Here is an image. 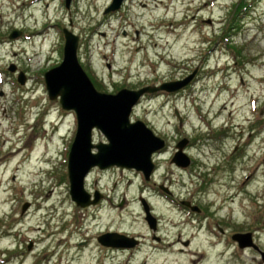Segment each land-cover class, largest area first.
<instances>
[{
  "label": "rangeland",
  "instance_id": "rangeland-1",
  "mask_svg": "<svg viewBox=\"0 0 264 264\" xmlns=\"http://www.w3.org/2000/svg\"><path fill=\"white\" fill-rule=\"evenodd\" d=\"M112 1L0 0V264H264L232 238L252 232L264 252V0H127L107 12ZM64 27L80 36V63L101 92L193 75L135 108L132 120L167 151L154 157L150 180L121 168L105 174L100 206L70 195L77 117L45 82L63 60ZM94 140L106 138L96 130ZM183 140L187 168L172 162ZM101 176L91 172V193ZM110 232L141 244L111 250L98 241Z\"/></svg>",
  "mask_w": 264,
  "mask_h": 264
},
{
  "label": "water",
  "instance_id": "water-1",
  "mask_svg": "<svg viewBox=\"0 0 264 264\" xmlns=\"http://www.w3.org/2000/svg\"><path fill=\"white\" fill-rule=\"evenodd\" d=\"M124 1L126 0H113L107 12L119 10ZM70 2L71 0H67L68 8ZM20 35L21 32L16 31L12 33L11 38ZM64 36L63 61L45 73V80L50 99L59 100L64 109L75 111L77 116V132L68 163L70 194L73 201L86 208L100 202L97 194L93 197L85 188V179L96 166L101 169L112 166L135 168L143 171L146 178L150 179L155 168L153 155L164 149L166 142L144 121L133 122V110L146 94L160 90L177 91L187 85L193 75L184 81L164 83L161 86L124 88L115 94L101 92L80 63V36L67 28L64 29ZM12 71H15V68H12ZM19 81L25 83L24 75ZM95 129L104 134L107 143H94ZM186 145L187 140L181 141L172 159V162L182 168L191 164L190 157L184 152ZM144 203L149 226L156 230L157 220L146 202ZM185 204L190 206L189 203ZM26 208L25 206L24 210ZM233 239L238 242L240 248L252 247L260 251L264 260V252L254 242L252 232L236 233ZM98 241L102 245L117 248H134L140 243L137 238L118 232L103 234L98 237Z\"/></svg>",
  "mask_w": 264,
  "mask_h": 264
},
{
  "label": "flooded vegetation",
  "instance_id": "flooded-vegetation-1",
  "mask_svg": "<svg viewBox=\"0 0 264 264\" xmlns=\"http://www.w3.org/2000/svg\"><path fill=\"white\" fill-rule=\"evenodd\" d=\"M64 28H65V27H64ZM64 28H63V29H64ZM172 92H176V91H167V90H163V91H162L163 94H171ZM94 137H95V134H94ZM100 142L105 143L106 141H100ZM100 142H95V140H94V143H95V144H99ZM68 150H69V147L67 148L66 151L68 152ZM94 151L96 152L97 150L95 149ZM166 151H167V147H165L164 149H162V150L156 152V153L153 155V159H154L155 156H157V155H161V154L165 153ZM68 156H69V153H68V155L66 154L67 161H68ZM157 166H158V165L155 163V170H154V173H155L156 170L158 169ZM115 168H121V169L130 170V171L137 172L138 174H141V175L144 176V174H143L142 172H139V171H137L136 169H127V168L119 167V166H113V167L105 168V169H101L99 166L94 167V168L91 170V172L98 170V171L102 174V176L100 177V179L96 182V187H95L94 191L92 192V196H93V197L97 194V196L100 198V202H99L97 205H95V206H100L101 204H103L102 201H103L104 199H107L108 196H107L104 192H102V189L99 188V185H101V180H102V178L104 177V175L107 174L110 170L115 169ZM154 173H153V175H154ZM153 175H152V176H153ZM89 176H90V175H89ZM89 176L87 177V180L85 181V186L87 185V182H88V178H89ZM86 189L88 190L87 186H86ZM88 192H90V191L88 190ZM158 227H159V219H158ZM155 239H156L157 241H160V240H161V237H158V238L155 237ZM140 244H141V242H140ZM102 246H104V245H102ZM104 247L109 248V249H111V250H129V251L132 250V249H127V248H115V247H111V246H104ZM137 248H139V246H138Z\"/></svg>",
  "mask_w": 264,
  "mask_h": 264
},
{
  "label": "bare ground",
  "instance_id": "bare-ground-1",
  "mask_svg": "<svg viewBox=\"0 0 264 264\" xmlns=\"http://www.w3.org/2000/svg\"><path fill=\"white\" fill-rule=\"evenodd\" d=\"M219 252H221V253H222V251H220V250H219Z\"/></svg>",
  "mask_w": 264,
  "mask_h": 264
}]
</instances>
